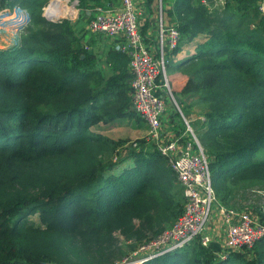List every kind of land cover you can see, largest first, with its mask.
Returning a JSON list of instances; mask_svg holds the SVG:
<instances>
[{
  "label": "trees",
  "instance_id": "1",
  "mask_svg": "<svg viewBox=\"0 0 264 264\" xmlns=\"http://www.w3.org/2000/svg\"><path fill=\"white\" fill-rule=\"evenodd\" d=\"M47 1L12 0L28 22L0 48V264H113L171 226L182 190L147 140L113 161L120 144L104 133L142 121L129 108V58L110 50L105 71L72 22L44 17ZM76 1L81 17L114 2ZM213 2L176 0L172 21L179 45L201 39L183 94L206 108L196 134L226 202L230 181L264 185V13L257 0ZM197 240L142 264H253L241 252L215 259ZM251 250L264 263V239Z\"/></svg>",
  "mask_w": 264,
  "mask_h": 264
},
{
  "label": "built area",
  "instance_id": "2",
  "mask_svg": "<svg viewBox=\"0 0 264 264\" xmlns=\"http://www.w3.org/2000/svg\"><path fill=\"white\" fill-rule=\"evenodd\" d=\"M220 3L224 4L223 1ZM56 4L58 7L54 12L61 11L65 15L62 20H78L82 12L78 1L59 0L51 3V6ZM259 10L264 13L262 5ZM13 11L11 15L0 11V30L5 33L0 35L19 37L17 34L27 24L28 15L24 10L14 7ZM54 12L47 13L44 17L49 15L53 18L51 22L59 21L54 18ZM88 13V34L121 40L117 51L129 58V108L147 125L146 139L167 160L184 199L182 212L170 227L142 242L127 257L113 264H142L168 252L182 249L195 239H199L201 245L206 246L212 237L221 238L223 247L230 253L251 250L255 243L264 239V224L256 216L228 209L219 202L211 184L209 161L171 95L167 65L169 55L177 49L180 40L177 26L174 23L166 25L160 18L155 48L151 50L143 40L133 0H120L118 8L94 7ZM11 19H16L14 25L7 23ZM161 90L173 101L175 109L185 122V132L191 136V140L183 141L181 137L166 141L162 139L160 119L165 103L157 93ZM135 147L136 144H133L132 148ZM218 223L221 231L218 229V232H215Z\"/></svg>",
  "mask_w": 264,
  "mask_h": 264
},
{
  "label": "crops",
  "instance_id": "3",
  "mask_svg": "<svg viewBox=\"0 0 264 264\" xmlns=\"http://www.w3.org/2000/svg\"><path fill=\"white\" fill-rule=\"evenodd\" d=\"M135 12L137 15L138 23L140 25L141 34L143 36V40L146 45L151 49L154 50L155 48V38L157 33V26L159 23V19L161 18L162 21L166 25H170L173 23V6L176 0H133ZM213 7L215 8H222L223 4L220 1L225 2V0H214ZM232 7H235V3L231 2ZM257 5H262L264 7V0H257ZM120 6V0H114L113 3L110 4L109 7L118 8ZM90 10H85L86 18L89 17ZM85 18V23L87 19ZM86 32V26H85ZM91 39V35L87 34ZM95 36V35H92ZM103 36L104 40L100 39L96 41V45L102 46L104 50V54L101 57L99 64L101 67L108 71L105 66V58L107 53L110 50H116L118 46L121 44V40L119 38H112L105 35H98ZM18 36H13L11 42L7 39L6 46L16 42ZM96 40V39H95ZM201 39H196L191 43L179 45L177 49L169 55V63H168V77L170 81V88H171V95L173 98L175 97L181 106L184 109L183 116L185 120L190 125L191 123L196 124L197 128L202 125V121L204 120V114L206 112V108H201V104L199 102L198 95H185L183 94V89L187 83V75L185 73V69L187 68V60H189L195 53V47L197 43H200ZM10 43V44H9ZM4 44H0V48L6 47ZM127 73H128V66H127ZM128 78L126 80V83ZM159 96H161L164 100L165 107L162 117L160 119V134L163 140H172L177 137H181L183 141L191 140V136L185 132V122L175 109L173 101L169 97V95L161 90L157 92ZM174 98V100H175ZM176 102V101H175ZM145 124V123H144ZM146 125V124H145ZM147 127V125H146ZM191 127V125H190ZM198 128V130H199ZM193 130V128L191 127ZM194 132V130H193ZM195 134V132H194ZM221 231L220 225L215 227L214 231L218 232ZM218 239L222 244L221 238Z\"/></svg>",
  "mask_w": 264,
  "mask_h": 264
},
{
  "label": "rangeland",
  "instance_id": "4",
  "mask_svg": "<svg viewBox=\"0 0 264 264\" xmlns=\"http://www.w3.org/2000/svg\"><path fill=\"white\" fill-rule=\"evenodd\" d=\"M11 1L12 0H0V11H4L5 14L11 15L12 13H14L13 11L14 7L19 8L20 10H24L20 8L18 5L11 6L10 5ZM55 1H59V0H48L47 1V4L42 9L44 16L47 13L50 14L51 12H54V9L58 7L57 4L55 6H51V3ZM88 10L91 11L92 9H88ZM24 11L28 15L27 11L26 10ZM54 13H55L54 18L58 20H62L63 16H65L61 11L54 12ZM79 17H81V15H79ZM45 18L50 22H51V19H53L49 15L48 16L46 15ZM85 18L86 17L83 15L80 18V20H78V22L76 20L75 22H72V23L74 24L75 31L79 30L81 34L83 35V37L85 38L86 40L85 49L89 51L92 50L94 52V55L99 65L101 57L104 54V50L102 49V46L96 45V41L100 39L104 40V37L98 36V35H95V36L91 35V37H93V39H91L89 36H87L88 33L85 32V26L87 23V22L85 23L86 21ZM86 19L88 20V18ZM0 33L5 34L4 31L2 30H0ZM17 35H19V33ZM12 38H13V35H6V36L0 35V44H4L5 40L7 41V39H9L8 41L11 42ZM4 46H6V44H4ZM105 73L107 75V72ZM167 74H168V65H167ZM175 101L180 111L184 113L183 107L181 106V104L178 102L176 98H175ZM201 108L203 109L204 106L201 105ZM140 123H127L121 127L113 128L110 131L104 133V135L109 136L113 141L115 142L117 141L120 144L118 154L116 155L118 158H115L113 160L114 162H116L119 158L126 157L128 155L129 148L132 147L133 144H137L140 141L147 140L146 139L147 127L144 124V122L141 121ZM190 125L195 132V137L197 139L199 146L203 150V153L206 155L203 145L200 141V138L196 134L198 132L199 127L197 128L196 124L191 123V122H190ZM131 164H132V161L128 158H125L122 161L121 168H125V167L128 168L129 166H131ZM228 186L232 192V195H231L232 198L228 199L226 202H221L220 200L219 202L228 209H232V210H235L241 213L250 214V215L256 216L261 219V213L264 210V185H251L250 183H245V182L243 183L241 182L236 185L235 183H232L230 181ZM30 221L38 223V216L36 214L31 216ZM196 244L200 245V247L210 250L215 259L225 260V258H227L226 256L232 254L228 252L223 247V244H221V242L218 239H215L214 237H212L211 241L206 246L201 245L200 240H197ZM128 245H130V243H126V246ZM139 245L140 244H138V246ZM138 246L136 245L131 250H128L125 257H127L131 252H133V250H135ZM241 253H243L242 257H244L246 261H251L253 264H258L257 257L255 253L253 252V250L243 251Z\"/></svg>",
  "mask_w": 264,
  "mask_h": 264
},
{
  "label": "bare ground",
  "instance_id": "5",
  "mask_svg": "<svg viewBox=\"0 0 264 264\" xmlns=\"http://www.w3.org/2000/svg\"><path fill=\"white\" fill-rule=\"evenodd\" d=\"M8 24L14 25L16 23V19H11L10 21H7Z\"/></svg>",
  "mask_w": 264,
  "mask_h": 264
}]
</instances>
